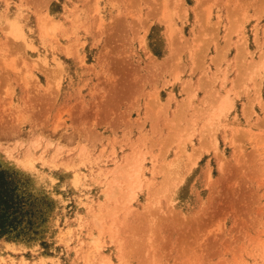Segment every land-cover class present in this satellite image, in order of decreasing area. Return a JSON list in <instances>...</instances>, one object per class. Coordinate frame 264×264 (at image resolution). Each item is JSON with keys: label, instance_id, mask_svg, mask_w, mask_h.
Wrapping results in <instances>:
<instances>
[{"label": "rangeland", "instance_id": "1", "mask_svg": "<svg viewBox=\"0 0 264 264\" xmlns=\"http://www.w3.org/2000/svg\"><path fill=\"white\" fill-rule=\"evenodd\" d=\"M0 164V264H264V0H0Z\"/></svg>", "mask_w": 264, "mask_h": 264}, {"label": "trees", "instance_id": "2", "mask_svg": "<svg viewBox=\"0 0 264 264\" xmlns=\"http://www.w3.org/2000/svg\"><path fill=\"white\" fill-rule=\"evenodd\" d=\"M41 219V209L14 171L0 164V236L28 237L36 232Z\"/></svg>", "mask_w": 264, "mask_h": 264}, {"label": "bare ground", "instance_id": "3", "mask_svg": "<svg viewBox=\"0 0 264 264\" xmlns=\"http://www.w3.org/2000/svg\"><path fill=\"white\" fill-rule=\"evenodd\" d=\"M225 97V96H224ZM225 104H226V102H225ZM224 105V104H223ZM226 106V105H225ZM220 107V106H219ZM224 107V106H223ZM220 112V111H219Z\"/></svg>", "mask_w": 264, "mask_h": 264}]
</instances>
